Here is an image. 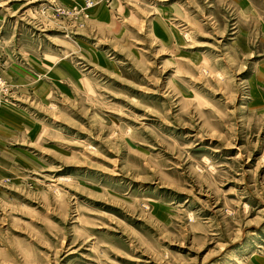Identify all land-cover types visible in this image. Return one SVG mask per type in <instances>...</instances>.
<instances>
[{
  "label": "rangeland",
  "instance_id": "374dc122",
  "mask_svg": "<svg viewBox=\"0 0 264 264\" xmlns=\"http://www.w3.org/2000/svg\"><path fill=\"white\" fill-rule=\"evenodd\" d=\"M0 264H264V0H0Z\"/></svg>",
  "mask_w": 264,
  "mask_h": 264
}]
</instances>
